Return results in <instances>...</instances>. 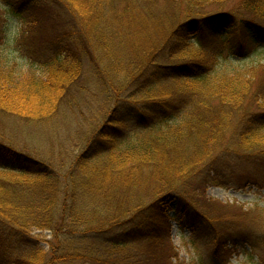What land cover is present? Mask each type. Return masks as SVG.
<instances>
[{
	"label": "trees",
	"instance_id": "obj_1",
	"mask_svg": "<svg viewBox=\"0 0 264 264\" xmlns=\"http://www.w3.org/2000/svg\"><path fill=\"white\" fill-rule=\"evenodd\" d=\"M83 2L8 1L15 45L0 22V117L50 127L0 131V264H184L173 224L210 249L197 264H264V231L217 238L193 187H225L230 160L264 179V0H181L141 59Z\"/></svg>",
	"mask_w": 264,
	"mask_h": 264
},
{
	"label": "rangeland",
	"instance_id": "obj_2",
	"mask_svg": "<svg viewBox=\"0 0 264 264\" xmlns=\"http://www.w3.org/2000/svg\"><path fill=\"white\" fill-rule=\"evenodd\" d=\"M10 0H0V22L2 28L4 26V35L9 41H12V45H15V39L18 37L19 31L23 24L17 19L10 18L7 16L6 7L7 2ZM174 0H156L153 5V9L149 8L147 11L146 4L143 0H126L123 1L122 5L110 6L105 11L106 5L101 0H84V9L91 16L90 19L95 17L93 20H97L102 25L106 26L109 30L105 32L106 35L111 36L113 43H120L121 49H117V52L123 51L124 54L130 55V57L141 59L145 49L152 47V42L155 38L160 39L163 36L159 26H153L158 24L157 20L163 15L172 12L174 10H181L182 5H185L181 0H175L180 2V8L175 9L172 6ZM210 5L203 8L202 12H218L229 9L228 6L220 1H210ZM97 6L98 8L94 9ZM171 8V9H170ZM171 10V11H170ZM200 11V9H195ZM27 22V20H24ZM157 22V23H156ZM99 23V24H100ZM156 32V36L155 33ZM149 34L151 35V45L148 41ZM5 36L3 41H5ZM146 39V40H143ZM237 38V37H235ZM234 38V39H235ZM234 39L230 40L234 42ZM148 42L147 46L143 48L141 45ZM238 41H235L237 44ZM14 63L18 66L24 62L18 54H14ZM264 57L262 54L261 57ZM189 58V57H187ZM233 60V59H232ZM2 64V63H1ZM3 65V64H2ZM13 70V75L19 79L20 74H23L21 67H16ZM225 66L218 65V71H223ZM86 78V77H85ZM84 78V79H85ZM85 121L86 126L91 128L92 125L98 124L100 116H88ZM94 119V120H93ZM0 131H4L6 134L15 135L10 130H22V136L25 139H29L26 134L31 130L47 129L50 127L39 126L36 124L28 125L25 122H19L10 119L8 117H0ZM88 129V127H87ZM56 131L55 128H52ZM260 141L264 144V134H261ZM28 143V141H26ZM259 148V147H258ZM233 156V155H232ZM234 157V156H233ZM235 158V157H234ZM232 162L231 168L233 175L222 176L224 178L223 184L225 187H217L210 185L209 181L205 184L195 183L193 187L196 189L194 194V200L205 201L210 205V215L213 219L214 233L217 238L226 239L227 237L235 236L240 231L243 232H257L263 233L264 229L260 227L264 225V182L263 178H253L247 175V170L251 169V165H241L239 162L230 160ZM255 170V169H254ZM237 171V172H236ZM253 175V174H252ZM176 209L174 202L170 204V210H166L165 214L172 216ZM143 216L137 217L141 219ZM244 231V232H245ZM172 243L177 252V260L184 264H197L199 260V254H202V258L208 255L210 249H202L199 243L195 242L190 238V232L188 230H181L178 225L173 224L171 231ZM241 233V232H240ZM44 236L46 235L43 234ZM204 237V236H203ZM264 239V237H262ZM262 239V241H263ZM204 240V239H203ZM229 243V242H228ZM231 248V246H230ZM206 253V254H205ZM246 259V255L239 254L238 258L235 256L232 260L233 264H246L249 263ZM258 264L260 260L254 258ZM175 262V261H174Z\"/></svg>",
	"mask_w": 264,
	"mask_h": 264
}]
</instances>
